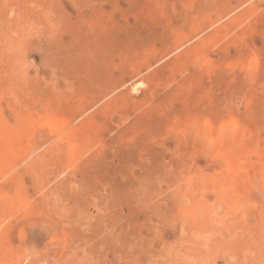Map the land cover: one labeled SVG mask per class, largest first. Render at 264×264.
<instances>
[{"label":"rangeland","instance_id":"374dc122","mask_svg":"<svg viewBox=\"0 0 264 264\" xmlns=\"http://www.w3.org/2000/svg\"><path fill=\"white\" fill-rule=\"evenodd\" d=\"M0 264H264V0H0Z\"/></svg>","mask_w":264,"mask_h":264}]
</instances>
